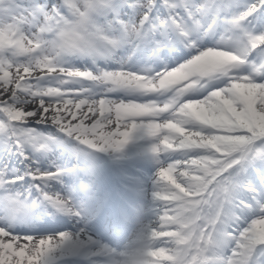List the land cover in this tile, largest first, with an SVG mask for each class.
I'll return each mask as SVG.
<instances>
[{"label": "snow or ice", "instance_id": "6c2138e0", "mask_svg": "<svg viewBox=\"0 0 264 264\" xmlns=\"http://www.w3.org/2000/svg\"><path fill=\"white\" fill-rule=\"evenodd\" d=\"M84 105L127 130L98 146L100 121L61 122ZM50 109L67 139L28 126ZM138 127L167 155L144 224L154 264H264V0H0V264H110L118 246L83 229L40 234L58 226L46 213L80 215L47 157L65 140L118 151Z\"/></svg>", "mask_w": 264, "mask_h": 264}, {"label": "clouds", "instance_id": "9594fccd", "mask_svg": "<svg viewBox=\"0 0 264 264\" xmlns=\"http://www.w3.org/2000/svg\"><path fill=\"white\" fill-rule=\"evenodd\" d=\"M144 224L145 219L141 214L136 228L123 247L111 259L110 264H154L153 240Z\"/></svg>", "mask_w": 264, "mask_h": 264}, {"label": "bare ground", "instance_id": "6f19581e", "mask_svg": "<svg viewBox=\"0 0 264 264\" xmlns=\"http://www.w3.org/2000/svg\"><path fill=\"white\" fill-rule=\"evenodd\" d=\"M38 105V102H37ZM30 107H34V106H30ZM56 108H62V105H57L55 106ZM65 112H67L68 114H65ZM73 114L75 115V119H73ZM49 118H51L52 115V109L49 110V113L46 114ZM61 117H63L64 119H62V122H65V124L67 125L68 119L72 118L73 122H75V124H80L81 121L83 122V125H86L88 123L89 120L93 119L96 117V115L92 112H90L88 110V108L84 109V110H73L72 107H69V109L66 110H62L60 112ZM68 118V119H67ZM106 123L108 122H100L96 129H95V134H93V136H99V134H106V132H108L109 128L112 126V124L110 125H106ZM118 130H125L124 127L122 128H118ZM63 253V252H62ZM58 254L57 252H54L51 256H55Z\"/></svg>", "mask_w": 264, "mask_h": 264}, {"label": "rangeland", "instance_id": "374dc122", "mask_svg": "<svg viewBox=\"0 0 264 264\" xmlns=\"http://www.w3.org/2000/svg\"><path fill=\"white\" fill-rule=\"evenodd\" d=\"M82 110H84V109H82ZM76 111H78V110H76Z\"/></svg>", "mask_w": 264, "mask_h": 264}]
</instances>
